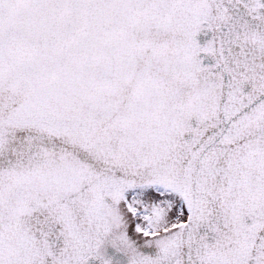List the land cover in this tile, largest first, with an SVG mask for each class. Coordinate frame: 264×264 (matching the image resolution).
<instances>
[{
  "label": "snow or ice",
  "instance_id": "6c2138e0",
  "mask_svg": "<svg viewBox=\"0 0 264 264\" xmlns=\"http://www.w3.org/2000/svg\"><path fill=\"white\" fill-rule=\"evenodd\" d=\"M0 264H264V0H0Z\"/></svg>",
  "mask_w": 264,
  "mask_h": 264
}]
</instances>
